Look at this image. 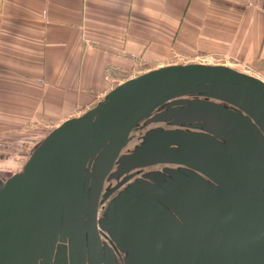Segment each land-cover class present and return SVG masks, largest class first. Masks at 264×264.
I'll return each instance as SVG.
<instances>
[{"label": "water", "instance_id": "1", "mask_svg": "<svg viewBox=\"0 0 264 264\" xmlns=\"http://www.w3.org/2000/svg\"><path fill=\"white\" fill-rule=\"evenodd\" d=\"M160 122L176 127L122 153L140 124ZM157 164L180 166L105 186ZM98 228L112 247L93 241ZM0 264H264V80L166 65L64 121L0 177Z\"/></svg>", "mask_w": 264, "mask_h": 264}, {"label": "crops", "instance_id": "2", "mask_svg": "<svg viewBox=\"0 0 264 264\" xmlns=\"http://www.w3.org/2000/svg\"><path fill=\"white\" fill-rule=\"evenodd\" d=\"M178 56L264 80V0H0V176L44 129Z\"/></svg>", "mask_w": 264, "mask_h": 264}, {"label": "flooded vegetation", "instance_id": "3", "mask_svg": "<svg viewBox=\"0 0 264 264\" xmlns=\"http://www.w3.org/2000/svg\"><path fill=\"white\" fill-rule=\"evenodd\" d=\"M162 125H166V127L164 126H160V125H157L155 127H163L164 129H169V128H175L176 126H173V125H170L168 122H161ZM153 128V127H152ZM150 127L148 125H143L140 124V126L138 127V129L135 131V135H134V139L132 142H134V140H137L139 142L142 141V138H143V135L144 133L149 130ZM192 130V129H191ZM138 136H137V135ZM137 136V137H136ZM131 142V143H132ZM130 144V143H129ZM134 147V146H133ZM132 152V149L130 150H123L122 153H131ZM166 166H169V167H173V168H179L180 165H176V164H157V165H154V166H150V167H143V168H138V169H135V170H132L128 173H125L123 175L120 176L119 179H113L111 181H107L105 182V186L109 188V191L113 190L118 184L122 183L123 180L126 178V176H129L130 174H134L133 178H131L130 180H128L126 183H124L118 190H121L122 188H124L129 182H131L132 180H134L135 178H140V177H143V174H145L146 172L148 171H151V170H162L164 167ZM117 192V190H116ZM105 202V201H104ZM109 202V201H108ZM100 207H101V204L99 206V217L102 215V213H100ZM100 238V241L102 242V246L103 247H112L113 244H112V241L108 235L107 232L101 230L100 228H98V232L97 234H93V241L95 240L97 242V240ZM122 256L123 254L122 253H119L118 252V259H122Z\"/></svg>", "mask_w": 264, "mask_h": 264}, {"label": "rangeland", "instance_id": "4", "mask_svg": "<svg viewBox=\"0 0 264 264\" xmlns=\"http://www.w3.org/2000/svg\"><path fill=\"white\" fill-rule=\"evenodd\" d=\"M157 125H160V126H164V127H166V125H162V123L160 122V123H151V124H149L148 126L150 127V129L153 127H155V126H157ZM163 128V127H162ZM169 129H172V128H169ZM45 130V132H43V133H40V134H37L38 135V137H36V141H33L32 143H29V145H31L32 147H35L36 145H37V143H39L45 136H47L51 131H52V129H44ZM24 131V130H23ZM37 131H40V130H37ZM148 131V130H147ZM146 131V132H147ZM145 132V133H146ZM135 133V132H134ZM133 133V135H135ZM144 133V134H145ZM137 135V134H136ZM139 135V134H138ZM137 135V136H138ZM136 136V137H137ZM144 136V135H143ZM25 140H23V141H21V142H24ZM133 141V140H132ZM142 141H143V138H142ZM141 141V142H142ZM141 142H139V141H137V140H134V142H130V144L124 149V150H130V149H132V151L134 150V148L138 145V144H140ZM28 143V141L25 143V144H27ZM23 143H16L13 147H12V153L14 154V155H20V154H22V153H25V151L23 150ZM134 146V147H133ZM30 149L28 150V152L30 153ZM26 153H27V151H26ZM32 153V152H31ZM0 167H2V166H0ZM22 168H23V166H22ZM22 168H21V166L19 165V166H16V167H14L13 169H11L10 170V172H2L1 173V178H2V180L4 181V180H6L7 178H9L11 175H13L14 173H16V172H19V171H21L22 170ZM11 171H14V172H11ZM117 193V192H116ZM110 200V198H108V199H106L105 200V202H102V204H101V207H100V213H103L104 212V210L106 209V206H107V204H108V201ZM123 258V257H122Z\"/></svg>", "mask_w": 264, "mask_h": 264}, {"label": "built area", "instance_id": "5", "mask_svg": "<svg viewBox=\"0 0 264 264\" xmlns=\"http://www.w3.org/2000/svg\"><path fill=\"white\" fill-rule=\"evenodd\" d=\"M179 60L180 61H183L185 63H193V62H196V63H204V64H214V59L213 58H209V57H204V56H199V57H196L194 59H189V58H185V57H182V56H178ZM192 60V62H191ZM241 69H238L236 67H233V68H236L242 72H245L247 74H251V67L250 65L248 64H242L240 65ZM252 75V74H251Z\"/></svg>", "mask_w": 264, "mask_h": 264}, {"label": "bare ground", "instance_id": "6", "mask_svg": "<svg viewBox=\"0 0 264 264\" xmlns=\"http://www.w3.org/2000/svg\"><path fill=\"white\" fill-rule=\"evenodd\" d=\"M123 256H124V254H123Z\"/></svg>", "mask_w": 264, "mask_h": 264}]
</instances>
